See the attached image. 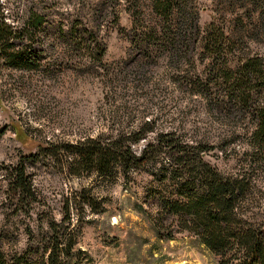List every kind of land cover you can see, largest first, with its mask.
<instances>
[{
	"label": "rangeland",
	"instance_id": "1",
	"mask_svg": "<svg viewBox=\"0 0 264 264\" xmlns=\"http://www.w3.org/2000/svg\"><path fill=\"white\" fill-rule=\"evenodd\" d=\"M31 12L43 20L33 47L36 71L7 70L0 62V226L8 212L7 178L24 158L40 220H59L67 198L82 195L98 203L93 211L77 210L80 264H217L186 232L173 241L154 235L153 211L149 215L144 202L149 190L167 187L158 179L166 160L130 171L127 179L119 173L100 179L69 175L42 156L50 143L114 139L138 130L144 139L131 146L135 153L156 134L171 133L188 145L205 143L206 160L223 176L245 172L256 220L264 223V154L249 138L252 110L264 102V90L245 106L225 98L228 103L219 107L192 92L196 78L221 60L233 68L257 56L264 66V0H171L166 17L152 0H0V19L10 25H21ZM87 19L105 47L102 69L81 50L65 47L58 35L59 28ZM212 31L227 36L214 57L202 50ZM146 34L150 46L135 48Z\"/></svg>",
	"mask_w": 264,
	"mask_h": 264
},
{
	"label": "trees",
	"instance_id": "2",
	"mask_svg": "<svg viewBox=\"0 0 264 264\" xmlns=\"http://www.w3.org/2000/svg\"><path fill=\"white\" fill-rule=\"evenodd\" d=\"M152 2L154 10L166 17L171 0ZM42 21L40 14L32 12L19 26L0 19V62L4 69L36 71L33 47ZM57 31L65 47L81 50L86 58L96 61L98 69L103 68L105 47L94 36L96 32L90 20L74 22L65 30ZM149 36L144 35L133 46L141 50L148 48ZM225 38L223 31L208 32L203 38L202 50L214 57L215 49H222ZM220 57L223 59L222 54ZM211 79L215 93L209 97L207 87ZM261 90H264V66L259 57L252 56L233 68L225 60L210 66L208 73L196 78V89L192 92L205 96L212 107H219L230 98L245 106ZM260 104L252 110L255 123L249 138L252 146L258 148L257 152L264 154V102ZM3 132L0 130V136ZM141 139H144L143 130L114 139L98 135L75 143H50L42 150V156L50 157L60 169L61 165L66 167L69 175L93 173L100 179L113 178L116 173L127 179L130 171L152 163L160 166L166 160L158 168V179L166 181L167 187L149 190L144 202L149 215L153 211L151 222L155 237L173 241L177 234L186 232L217 258V264H264V223L256 220L251 205L249 175L245 172L232 176L220 174L206 160L209 148L205 143L188 145L171 133L156 134L135 153L131 146ZM24 160H19L10 170L6 182L3 201L8 212L3 214L0 226V264H80L82 251L76 248L80 223L77 210L84 207L92 210L98 203L82 195L78 201L75 197L67 198L59 220L55 221L54 217L40 220L36 215L38 201ZM35 161L36 158L30 159L31 164Z\"/></svg>",
	"mask_w": 264,
	"mask_h": 264
}]
</instances>
